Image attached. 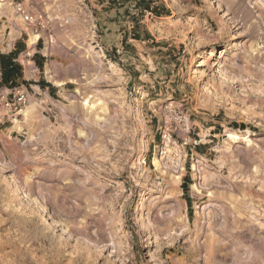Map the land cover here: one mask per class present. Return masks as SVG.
I'll use <instances>...</instances> for the list:
<instances>
[{"label":"rangeland","instance_id":"374dc122","mask_svg":"<svg viewBox=\"0 0 264 264\" xmlns=\"http://www.w3.org/2000/svg\"><path fill=\"white\" fill-rule=\"evenodd\" d=\"M42 5L47 60L0 107V264H264V0Z\"/></svg>","mask_w":264,"mask_h":264},{"label":"crops","instance_id":"0c3cea01","mask_svg":"<svg viewBox=\"0 0 264 264\" xmlns=\"http://www.w3.org/2000/svg\"><path fill=\"white\" fill-rule=\"evenodd\" d=\"M42 2L43 0L0 1V107L3 109V112L7 111V113H10L7 107L3 104L5 100L10 98L9 95L24 90L22 88L24 86L20 82V79L25 78L23 75L20 76L17 73L19 72L20 64L19 55L24 51L26 52L32 49V52L30 54L27 53V55L35 67L36 64L40 65L47 60L45 58V50L47 45L44 41V37L42 35L38 36L36 41L30 45L28 40L32 35H30L28 31L20 26L19 19V16H21L23 20H25L23 17L24 14L37 15L41 13V10L43 9ZM17 4H20L22 7V13L17 10ZM36 19L37 18H35V20L32 22H39V20ZM37 24L38 23L34 24L33 26H37ZM39 24L41 23L39 22ZM38 28V26L37 28H33V32H38ZM71 50L72 48H70V43L64 38H59L54 45L50 46V56L52 54L57 56L54 60H51L53 75L55 77L60 79L63 77L64 74L62 67L68 65V63H66V59L70 58L69 53ZM11 71L14 72L10 74ZM43 80L48 82V79L45 77H42V81ZM35 87L40 90L39 84H35ZM47 89L51 90L48 87ZM14 115H18V113ZM2 119L8 120L9 117H4V115H1L0 121Z\"/></svg>","mask_w":264,"mask_h":264},{"label":"built area","instance_id":"2783aa9c","mask_svg":"<svg viewBox=\"0 0 264 264\" xmlns=\"http://www.w3.org/2000/svg\"><path fill=\"white\" fill-rule=\"evenodd\" d=\"M0 1L2 2L3 0ZM17 10L22 13V7L20 6V4H17ZM23 17L27 21L32 19L31 17L25 14L23 15ZM26 101L27 96L25 95V93L22 91H18L16 93H13L10 98L3 102V104L7 107L10 113L17 114L24 107Z\"/></svg>","mask_w":264,"mask_h":264},{"label":"bare ground","instance_id":"6f19581e","mask_svg":"<svg viewBox=\"0 0 264 264\" xmlns=\"http://www.w3.org/2000/svg\"><path fill=\"white\" fill-rule=\"evenodd\" d=\"M37 35H33V36H31L30 38H29V40H28V42H29V44L31 45V44H33L35 41H36V39H37ZM85 103H86V101H85ZM30 108H28L27 109V111L26 112H28V110H29ZM229 137H231V138H234L235 136L234 135H232V134H230L229 135ZM41 207V209L42 210H44V208L42 207V206H40ZM44 220L46 221V219L44 218ZM222 225V224H221ZM187 226V224H186V222H184V224H183V227H186ZM188 227V226H187ZM197 236V235H196ZM241 237H242V235H240ZM198 238V237H197ZM197 238H195V239H197ZM195 239H193V242L195 241ZM220 241H221V239H220ZM219 238L217 237V236H215L214 235V233H210L209 234V236L207 237V239L206 240H204L203 241V243L206 245V248H207V252H208V255L209 256H213V255H217L216 254V252L218 253L221 249H222V244L221 245H219ZM198 243V242H197ZM221 243V242H220ZM204 244H202V245H204ZM226 246V245H225ZM221 248V249H220ZM224 249H226V248H224Z\"/></svg>","mask_w":264,"mask_h":264},{"label":"trees","instance_id":"16d2710c","mask_svg":"<svg viewBox=\"0 0 264 264\" xmlns=\"http://www.w3.org/2000/svg\"><path fill=\"white\" fill-rule=\"evenodd\" d=\"M145 8L150 9V10H153V8L149 7L148 5H146ZM13 72H14V71H11L10 74H12ZM44 84H47V83H43V85H44Z\"/></svg>","mask_w":264,"mask_h":264}]
</instances>
